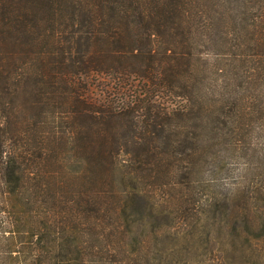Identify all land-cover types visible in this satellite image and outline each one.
<instances>
[{
	"label": "trees",
	"instance_id": "trees-1",
	"mask_svg": "<svg viewBox=\"0 0 264 264\" xmlns=\"http://www.w3.org/2000/svg\"><path fill=\"white\" fill-rule=\"evenodd\" d=\"M255 128L264 131V0H0V211L42 229L62 222L52 259L31 264H87L102 251L80 239L90 229L109 238L107 256L124 255L132 237L138 258L157 264L165 228L196 221L187 207L203 161L223 145L235 153L230 137ZM17 138L35 141L31 175L9 147ZM31 196L44 216L23 210ZM225 204L230 252L242 240L240 253L259 259L264 180Z\"/></svg>",
	"mask_w": 264,
	"mask_h": 264
},
{
	"label": "rangeland",
	"instance_id": "rangeland-1",
	"mask_svg": "<svg viewBox=\"0 0 264 264\" xmlns=\"http://www.w3.org/2000/svg\"><path fill=\"white\" fill-rule=\"evenodd\" d=\"M211 61L210 59V63ZM225 64V67L229 68L230 63L225 62ZM222 72H225V70ZM255 88L258 89L257 84H255ZM114 98L117 99V96H114ZM34 114V110L28 108L21 116L32 119ZM192 124L193 122L189 124L186 123L185 125L188 126L186 129L193 131L190 126ZM249 130L250 129H245L237 136L230 137L229 143L233 144L234 148L232 151H235V153L229 150L226 151L225 148L227 146L223 145L224 147H219L218 151L221 152L217 157L209 156L203 161L204 164L201 166V172L199 174L200 181L194 189V205L191 204L192 206L187 207L191 209V217L195 216L196 221L192 226H188L185 223L181 224L180 220L170 225L168 228H165L164 231L166 236L161 242V247L163 249L157 254V256H161L162 259L157 258L159 259L157 264H225L226 261L227 263L230 261L231 264H264V255L255 260L253 255L247 252L244 254L240 253V245L241 247H246L248 243L246 241L241 240V243L238 241V251L236 253L230 252L232 238L224 227L226 218L225 212L227 211L226 204L224 205V199L227 195H230L231 191L236 188L243 190L247 183L259 184L260 181L264 180V168L259 169L260 165L264 164V131L256 128ZM24 144L21 140L13 141L11 139L9 141V147L15 151V153H20L21 157L22 155L27 156L28 165H25L24 159L19 160L22 161V166H25V168H23L25 173L31 175L34 173L33 171L35 169L32 168V163H34L36 159L35 141L28 138ZM246 146L247 149L243 150ZM246 162H249V164ZM206 197L212 198V202L217 199L218 204L215 206L214 204H210L205 207V212L199 215L196 213L198 210L195 211L194 208L201 209L199 202ZM30 199L29 204L23 208L25 212L36 215L33 212L36 211L39 216H44V214L41 215V212H44L46 209L48 212L49 207L43 202L31 208L35 202L32 196ZM6 204L11 206V202L7 201ZM237 204L240 205L239 202ZM53 209L54 213L51 217L57 213V208ZM3 215L11 216L12 222H2ZM14 215L19 217L22 216V213H16V210L8 211V209H6V211L5 209H1L0 211L1 261H3L4 264H12V261L19 264H31L32 262L36 263L37 259L42 262L50 259L52 255L50 251L51 245H49L50 239H52L53 235L55 237L61 235V229L56 228L58 226L57 224L62 223L58 220V217L54 216L55 221L50 218L44 223L51 231V234H45L47 229L44 227L46 225L43 229L37 227L36 225L38 224L36 221L30 220L31 218L29 217H27V222L20 220L16 223L13 217ZM54 222H56L55 231L52 227L55 224ZM160 223H162V220H160L157 225ZM262 232L264 233V230L260 233ZM63 238L66 239L65 235H63ZM80 239L83 242H92L98 248H102L101 252L93 251L85 254L84 258L87 259V264L94 263L91 262L93 259L97 260L98 264L112 263L110 260H112L113 263L120 264L123 260H126L124 258L126 255H129L133 260L130 264H152V261L138 258L133 252L134 241L132 237L128 239L131 246L124 252V255L122 252H116L112 257L104 253V247L109 243V238H105L101 233L92 231L91 229L86 230L80 235ZM115 242H119V237L115 239ZM260 242L261 241L258 240V243ZM256 245V241L253 240L248 246L249 250L254 251L252 248H255Z\"/></svg>",
	"mask_w": 264,
	"mask_h": 264
}]
</instances>
